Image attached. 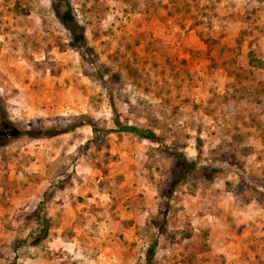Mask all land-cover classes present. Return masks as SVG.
<instances>
[{"label": "rangeland", "instance_id": "1", "mask_svg": "<svg viewBox=\"0 0 264 264\" xmlns=\"http://www.w3.org/2000/svg\"><path fill=\"white\" fill-rule=\"evenodd\" d=\"M0 96L16 122L162 139L0 147V264H264V0H0Z\"/></svg>", "mask_w": 264, "mask_h": 264}, {"label": "trees", "instance_id": "2", "mask_svg": "<svg viewBox=\"0 0 264 264\" xmlns=\"http://www.w3.org/2000/svg\"><path fill=\"white\" fill-rule=\"evenodd\" d=\"M61 15V16H60ZM59 15L60 23L71 35V45L78 48H87L86 40L83 33V28L77 24L75 19L71 16L68 9L64 10L63 14ZM250 65V64H249ZM264 107V106H263ZM262 117L264 121V108L262 109ZM113 123L117 130H101L95 121L89 119L88 116L82 114L77 117L71 118L70 124L44 126L41 121H28L26 123H20L12 120L7 111V105L5 100L0 96V147L9 143V141L29 138L31 140L51 138L61 134L73 132L76 128L83 125H88L91 128L93 137L89 143H97L103 133L121 132L130 133L140 140H146L150 143L162 144V139L149 129H140L133 125L124 124L119 120V117L115 115ZM180 158V157H179ZM179 162L180 167L187 165L182 158L175 160ZM178 166V165H177ZM181 264H195L189 257L180 260Z\"/></svg>", "mask_w": 264, "mask_h": 264}, {"label": "crops", "instance_id": "3", "mask_svg": "<svg viewBox=\"0 0 264 264\" xmlns=\"http://www.w3.org/2000/svg\"><path fill=\"white\" fill-rule=\"evenodd\" d=\"M19 173L20 172H17V174H19ZM9 180H11V178ZM11 181H13V180H11ZM5 196H6L7 202H2V199L0 197V215H4L5 212H8L9 213V210L11 209L10 206L13 203V202L10 201V199H9V197H8V195L6 193H5ZM205 224L207 225V227H210L212 229V231L216 227L215 224H214V222H212V220H210V218L208 220H206Z\"/></svg>", "mask_w": 264, "mask_h": 264}]
</instances>
